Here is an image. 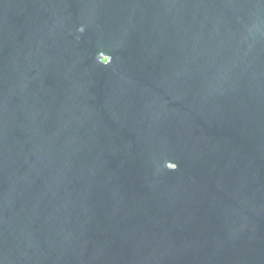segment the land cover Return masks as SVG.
<instances>
[{
    "label": "water",
    "instance_id": "1",
    "mask_svg": "<svg viewBox=\"0 0 264 264\" xmlns=\"http://www.w3.org/2000/svg\"><path fill=\"white\" fill-rule=\"evenodd\" d=\"M0 264H264V0H0Z\"/></svg>",
    "mask_w": 264,
    "mask_h": 264
},
{
    "label": "clouds",
    "instance_id": "2",
    "mask_svg": "<svg viewBox=\"0 0 264 264\" xmlns=\"http://www.w3.org/2000/svg\"><path fill=\"white\" fill-rule=\"evenodd\" d=\"M80 30H81V31H83V29H82V28H81Z\"/></svg>",
    "mask_w": 264,
    "mask_h": 264
}]
</instances>
